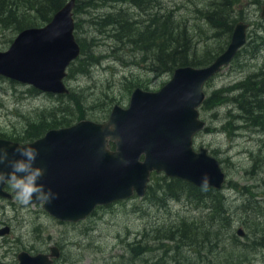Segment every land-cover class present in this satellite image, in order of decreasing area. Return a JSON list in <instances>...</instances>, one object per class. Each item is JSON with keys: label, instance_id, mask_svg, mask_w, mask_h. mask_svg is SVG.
<instances>
[{"label": "rangeland", "instance_id": "rangeland-1", "mask_svg": "<svg viewBox=\"0 0 264 264\" xmlns=\"http://www.w3.org/2000/svg\"><path fill=\"white\" fill-rule=\"evenodd\" d=\"M232 2V6H220L225 12L224 22L248 23V43L229 66L206 84L207 95L230 88L226 92L232 97L237 93L232 92L235 84L264 69L261 15L264 0ZM159 3L154 10L143 11L129 2H110L104 6L77 2L75 34L85 50L68 69L66 84L72 94L61 97L31 93V86L0 76V136L33 141L27 130L39 123L38 114L46 110L60 119L68 118L70 124L78 122L84 112V118L105 121L114 105L129 106L136 87L157 91L171 80L173 72L157 70L151 50H144L146 46L142 43L134 44L132 40L139 41L134 33L125 38L121 25L109 26L103 19L107 15L126 12L121 14L132 21L131 28L140 29L151 22V13L158 11L164 17L169 12L175 22L188 30L193 43L192 57L203 58L206 51L214 53L219 47L227 48L228 30L224 34L206 18L215 9L217 0H159ZM16 36V32L0 29V50H7ZM92 56L99 60L89 62ZM76 99H80L81 107ZM231 102L214 109L200 108L207 127L194 138L196 150L207 147L220 160L227 175L222 189H202V201L190 192L180 198L166 197L158 185L164 183V178H173L155 172L151 177L155 194L136 195L98 207L76 223L56 219L41 203L24 205L16 195L12 199L0 197V229L10 227V233L0 235V264H17V255L22 250L37 254L49 251L53 245L62 251L55 264H264V131L256 128L257 122L248 125L245 120L248 117H237L239 109L235 110ZM7 189L13 192L10 186ZM216 200L224 203L228 228L222 229L221 234L213 231L208 238L195 236L201 253L182 247L184 251L178 254L171 250L160 261L163 249L152 237L145 255L132 251L129 244L144 232L155 235L160 227H171L183 220L198 222L207 229Z\"/></svg>", "mask_w": 264, "mask_h": 264}, {"label": "water", "instance_id": "water-1", "mask_svg": "<svg viewBox=\"0 0 264 264\" xmlns=\"http://www.w3.org/2000/svg\"><path fill=\"white\" fill-rule=\"evenodd\" d=\"M75 5L76 0H69L45 26L22 30L9 49L0 51V76L43 92L69 93L66 70L81 53L74 33ZM262 9L264 16V6ZM247 27L244 22L236 25L229 46L211 64L177 68L159 91L137 88L129 106L115 105L105 122L84 119L69 127L51 129L33 142L21 144L0 138V145L8 148L10 157L17 146L39 150L35 164L45 171L38 182L56 194V199L43 203V207L63 221L78 222L97 206L136 193L144 196L153 171L198 187H205L207 177V186L220 188L226 175L219 160L205 147L199 152L193 148L194 135L206 125L199 118L198 107L206 98V81L227 66L246 43ZM112 123L117 126L115 133L102 132ZM105 134L113 138L119 135L122 141L106 139ZM121 158L129 163H122ZM6 185L0 184V197L11 199L13 193L6 190ZM9 231L5 227L0 235ZM239 233L244 235L242 230ZM59 256V248L53 246L50 254L21 251L18 260L19 264H53V258Z\"/></svg>", "mask_w": 264, "mask_h": 264}, {"label": "trees", "instance_id": "trees-1", "mask_svg": "<svg viewBox=\"0 0 264 264\" xmlns=\"http://www.w3.org/2000/svg\"><path fill=\"white\" fill-rule=\"evenodd\" d=\"M69 0H0V29L2 31L11 30L14 33H18L29 27H41L50 22L53 15L60 10ZM215 9L212 12L206 14L209 22L214 25V28L221 30L224 34L228 30L227 35L230 38L233 31L232 25H227L224 22L225 12L220 9V6H232V0H217ZM77 2L84 3L85 5H98L104 6L110 2L125 3L129 2L135 7L145 11L149 8H155L156 4H160L159 0H77ZM126 12L118 11L116 14L107 15L103 19L111 27H117L121 25L124 37L129 39L134 33L138 40H132V42L141 43L146 47L144 50H151L153 53V59L156 69L161 73L174 72L176 68L185 65L203 66L210 64L223 50V47L216 50L214 53L206 51L203 58L197 59L192 57V38L185 27H182L179 22H175L172 15L168 12L164 17L160 16V12L156 11L151 13V22L144 26H140V29H132L130 24L131 20L124 17ZM118 17V18H115ZM115 18V19H114ZM121 19V20H119ZM119 22V23H118ZM219 23V24H218ZM120 29V28H119ZM118 30V29H117ZM116 30V31H117ZM105 31V29H103ZM115 35V33H113ZM13 40V39H12ZM11 40V41H12ZM148 43L147 45L145 43ZM134 43V44H135ZM81 44V43H80ZM84 45V44H83ZM82 45V46H83ZM258 46V43L256 44ZM84 46L82 47V53L84 54ZM93 56L88 59L89 62L98 61ZM83 72H87L88 69H81ZM258 73L250 75L246 80L238 82L232 88V92H237L236 95L228 97L230 88L217 89L204 101V109H214L215 107H221L224 104H228L229 101L237 111V117H248L246 122L255 124V122L264 124V100L258 101L259 93L264 91V81H261L258 77ZM264 78V72L262 73ZM30 92L39 93L40 91L34 87L30 88ZM64 94H60L62 97ZM80 99H76V102ZM81 107V101L77 102ZM40 119L36 125H31V128L27 130L29 138H38L42 136L50 128H58L68 126L70 120L63 117L60 119L56 114L52 115L48 110L38 114ZM80 119L85 117V112L79 115ZM227 128V127H226ZM4 137V136H0ZM17 140L23 139V137L16 138ZM163 189L166 197L180 198L184 193L190 192L191 195L196 196L199 201L203 200L204 195L201 194V190L193 185L180 180V179H167L164 178V183L158 185ZM155 186L150 183L147 194H155ZM217 204L215 210L210 216V226L202 228L198 222H188L183 220L180 224H175L171 227H160L156 230L155 235L144 232L142 236L130 243L132 251L136 255H145L149 251V241L151 237L158 241L162 246V255L159 258L160 261L167 257V253L171 250L175 252L184 251L183 249L188 247L194 252L201 253L199 249L198 241L194 240L196 236H202L208 238V234L217 231L221 234V230L228 228V218L225 217L224 203L220 200H216ZM257 202V201H256ZM259 203V202H258ZM248 204L245 207L246 211H249ZM263 207V205L260 204ZM263 213V212H261ZM227 225V226H226ZM187 240H190L187 242ZM165 241L174 242L175 245H167ZM262 242V241H261ZM184 247V248H182ZM233 257V256H232Z\"/></svg>", "mask_w": 264, "mask_h": 264}, {"label": "clouds", "instance_id": "clouds-1", "mask_svg": "<svg viewBox=\"0 0 264 264\" xmlns=\"http://www.w3.org/2000/svg\"><path fill=\"white\" fill-rule=\"evenodd\" d=\"M117 126L115 123L108 125L102 132L115 133ZM106 139H112L117 143L122 141V137L111 134L104 135ZM10 157L8 148L0 145V184H8L16 195V199L24 204L34 201L40 203H51L56 199V194L51 188H46L45 184L38 181L44 176V169L36 166L35 162L39 150L30 146H17L12 150ZM17 155L19 158H17ZM122 163L129 161L121 158ZM5 167L9 171H5ZM204 186H207V177L204 178Z\"/></svg>", "mask_w": 264, "mask_h": 264}, {"label": "flooded vegetation", "instance_id": "flooded-vegetation-1", "mask_svg": "<svg viewBox=\"0 0 264 264\" xmlns=\"http://www.w3.org/2000/svg\"><path fill=\"white\" fill-rule=\"evenodd\" d=\"M259 78H260V80L261 81H264V78H263V76H262V74H260L259 75ZM263 95V96H262ZM258 97H259V99H258V101L260 102L262 99L264 100V91L263 90H261V92L259 93V95H258ZM258 130H261V131H264V124H260L259 126H257L256 127ZM48 252V251H47Z\"/></svg>", "mask_w": 264, "mask_h": 264}, {"label": "bare ground", "instance_id": "bare-ground-1", "mask_svg": "<svg viewBox=\"0 0 264 264\" xmlns=\"http://www.w3.org/2000/svg\"><path fill=\"white\" fill-rule=\"evenodd\" d=\"M71 90H70V88H69V92H70ZM64 94H66V93H64ZM57 95H60V94H57ZM176 113V112H175ZM171 116V115H170ZM167 117H168V115H167Z\"/></svg>", "mask_w": 264, "mask_h": 264}]
</instances>
